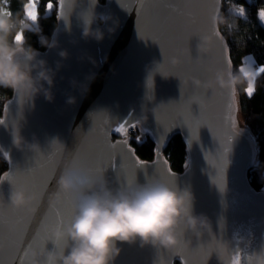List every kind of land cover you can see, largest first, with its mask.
Masks as SVG:
<instances>
[{"label": "water", "instance_id": "95a60500", "mask_svg": "<svg viewBox=\"0 0 264 264\" xmlns=\"http://www.w3.org/2000/svg\"><path fill=\"white\" fill-rule=\"evenodd\" d=\"M220 6L221 0L215 4L204 0H150L141 13L136 0H99L95 10L110 13L119 20V26L109 33L107 25L100 24L105 36L97 41L83 37L79 9L69 14L64 9L66 15L62 16L58 0V25L50 39H57L59 46L35 48L52 68L62 61L54 78V99L49 101L43 94H12L0 117L4 121L0 123V152L9 153L7 171L0 178L2 264H25L24 253L33 248L35 234L43 229L52 231L58 224L48 213L52 206L49 196L56 191V180L65 168L75 163L94 176L103 175L113 190L126 182L143 184L156 176L170 182L166 170L171 165L164 164L167 159L162 150L174 134L185 139L189 156L184 171L171 168L173 183L180 190H192L194 213L210 219L212 232L198 236L187 230L182 248L159 253L152 245L141 247L138 241L117 242L121 251L113 264H201L204 250L219 245L226 246V253L217 256L213 252L207 264H231L234 255L240 256L241 264H264V189H256L247 174L256 160V136L247 126L236 123L231 90L219 86L197 88L191 83L192 78L211 80L218 70L229 67V49L222 34L219 42L214 38L208 51L198 48V35L211 30V13ZM189 12L195 23L189 19ZM160 48L166 73L175 76L157 74L153 93H147V99H152L148 101L146 70L153 61L163 62ZM61 50H67L66 59L59 56ZM177 56L180 63L172 65L169 61ZM69 96L76 102L67 103ZM193 96L201 102L193 103ZM158 104L155 113L150 111ZM143 106L149 111L147 121L141 123L138 117ZM122 121L139 125L156 143L158 164L153 163L156 156L148 161L135 152L148 163L137 169L127 154L120 158V144L115 149L109 146L123 138L108 131ZM17 122L23 125L22 134L28 141L39 142L40 152L15 147L11 130ZM191 133L194 140L190 144ZM25 184L37 191L48 187L46 197L31 209V216L29 209L16 208L8 200L11 187ZM75 199V193H68L63 203L56 205L64 221L73 215ZM29 219L30 230L24 233ZM45 246L55 247L51 240Z\"/></svg>", "mask_w": 264, "mask_h": 264}, {"label": "clouds", "instance_id": "9594fccd", "mask_svg": "<svg viewBox=\"0 0 264 264\" xmlns=\"http://www.w3.org/2000/svg\"><path fill=\"white\" fill-rule=\"evenodd\" d=\"M62 2L67 14L79 9L78 17L82 21V35L85 39L103 40L105 31L100 24L107 25L109 33L119 26V20L110 13L95 10L99 0H87V3L85 0ZM38 4L39 0H21V8L14 12L10 8V0H0V88L26 96L43 94L51 101L54 99V78L62 61H57L56 68L50 67L45 59L40 58L38 50L28 42L27 34L35 33L39 35L41 45L47 48L59 46L57 39L41 34ZM52 8L46 5L45 12H50ZM237 8H243V5H236L233 0H229L227 12L221 5L211 13V30L207 34L198 35L200 51L210 49L216 33L221 34L220 29H225L229 36L239 30L240 19L245 14L238 12ZM109 21L111 24H108ZM93 24L97 26L93 27ZM160 51L163 56L161 48ZM59 56L66 59L67 50H61ZM169 62L177 65L180 57H172ZM146 71L145 100L150 101L152 99H147V93L150 90L153 93L156 75L160 74L164 78L175 75L166 73L164 56L163 62L153 61ZM259 75L257 67L249 63L220 69L208 81L192 78L191 83L197 88L219 86L226 90L245 91L249 84L254 86ZM91 78L94 77H89ZM192 101L197 104L201 102L197 96H193ZM75 102L74 96L67 98V103ZM160 104L150 111L155 113ZM148 111L146 106L142 107V113L138 117L141 123L147 121ZM22 127L19 122L12 126L11 135L15 147L22 151L40 152L39 142L28 141L22 134ZM117 146V142L110 144L113 149ZM0 155L7 159L9 153L3 151ZM56 185L57 190L49 196L50 204L60 205L65 193H75L73 215L52 229L51 241L54 248L43 246L25 250V264H113L121 251L117 242L138 241L141 247L152 245L156 253H159L162 250L177 249L187 230L198 236L212 232L210 219L204 214L194 213L195 195L192 190H180L173 182L161 176L148 178L143 184L137 181L126 182L113 190L108 187L103 175L94 176L74 163L64 169L56 180ZM33 199L34 196H29L23 187H11L8 193V200L16 208L28 206Z\"/></svg>", "mask_w": 264, "mask_h": 264}, {"label": "trees", "instance_id": "16d2710c", "mask_svg": "<svg viewBox=\"0 0 264 264\" xmlns=\"http://www.w3.org/2000/svg\"><path fill=\"white\" fill-rule=\"evenodd\" d=\"M48 0H42L46 2ZM105 1V0H100ZM236 5H243L244 16L240 19L239 30L229 36L225 29H220L221 34L227 41L229 56L232 67L240 66L244 62L247 53H252L256 59V65L264 66V24L258 13L264 8V0H233ZM53 8L49 13H41L39 25L41 34L49 37L58 25V0H52ZM224 11H228L229 0H221ZM10 8L17 11L21 8V0H10ZM28 41L37 40L35 48L46 49L39 41V35L28 33ZM238 102L240 104V115L242 123L247 126L254 136H256V146L258 150L255 155V162L250 165L248 179L258 190L264 189V73L255 80L254 91L248 95L244 90H236ZM10 89L0 88V117L4 114L5 101L12 96ZM140 140H136V136ZM129 142L135 149L137 155L144 160L154 159L156 154V143L139 125L134 129L130 127L128 132ZM163 155L170 163L171 168L182 172L188 164L189 150L186 141L181 134H174L168 144L163 148ZM7 160L0 155V178L7 171ZM180 264V262H177Z\"/></svg>", "mask_w": 264, "mask_h": 264}, {"label": "snow or ice", "instance_id": "6c2138e0", "mask_svg": "<svg viewBox=\"0 0 264 264\" xmlns=\"http://www.w3.org/2000/svg\"><path fill=\"white\" fill-rule=\"evenodd\" d=\"M149 2H150V0H136V3L140 4L141 13H143V11H144V7H143L144 4L149 3ZM166 2H167V0H166ZM199 2H200V0H199ZM204 2L215 4V3H218L219 0H204ZM47 7L48 8L53 7L52 0H49ZM59 9H60V14L62 16L66 15V13L64 12V6H63L62 0H60ZM236 10L240 13H244L243 8H237ZM258 15H259L261 20H264V8L259 10ZM188 17H189V19H191L193 21V23L196 22V18L194 17V15L191 12L188 13ZM33 18H35V16H33ZM189 35H195V33H189ZM140 37L144 38V39L150 38V37H145V36H140ZM215 37L218 38L217 42H219L220 34L218 32L216 33ZM223 52H224V47L221 46V53H223ZM227 63L230 67V65H231L230 59L227 61ZM245 64H249L247 58H245ZM257 69H258V74L264 73V66H259ZM241 70H244V69L241 68ZM247 74L248 73H246V75ZM245 91L247 92L248 95H252V93L254 91V86L252 84H249V86L247 87V89ZM234 98H235V89H232L230 99L234 100ZM229 107H231V104L229 105ZM0 123H4V121L0 120ZM130 127L134 129L136 127V124L129 125L128 121H122V122H118V126H116L114 128H109L108 131H111L115 134H121L122 135L123 138L121 140L117 141V143L121 145L120 158H122L124 154H127L129 159L132 160L133 165L138 169V168L144 167L148 163L140 160L139 157L135 156V149L130 144L129 138H128V132H129ZM170 129H168V130H170ZM105 134L107 135V132ZM136 140L137 141L140 140L139 135L136 136ZM192 140H194V139L192 138V133H191V137L189 139L190 144H191ZM154 156H156V159L153 161V163L158 164L160 162V157L155 154V150H154ZM52 159L54 160L55 157H53ZM164 164L167 165L168 161L164 160ZM157 174L159 175V173H157ZM8 175H11V174H8ZM166 175L169 177L170 182H173L172 169L170 167L167 168ZM13 179H14V177H13ZM53 179H54V177H53ZM23 188L26 190V192L28 193L29 196H34V199L31 200L30 204L25 207V208L30 210L29 211L30 216L34 215V213L31 212V209L37 207L40 204V201L46 197L48 187L45 186L42 190L37 191L33 188V186L31 184H25L23 186ZM64 195L67 196V193H65ZM48 213L57 219L58 224H61L64 222L63 214L61 213L60 209H58L56 206L49 207ZM21 223H23V220L21 221ZM2 224H3V219H2V217H0V229H2ZM30 225H31V220L29 219L27 225H25V228L23 229L24 233H27L30 230ZM51 239H52V231L48 230V229H43L42 231L37 232L35 234V238L32 241V247L33 248H41V247L45 246L46 243L48 241H50ZM182 240H184V237L182 238ZM23 243H25V241L21 240V244H23ZM179 247H181V248L183 247V242ZM226 251H227V249H226V246H224V245H219V246L213 247L212 249L204 250V255H203V258L201 260V264H207V261L213 252H215L217 254V256H222L226 253ZM0 264H2V262H0ZM22 264H23V262H22ZM231 264H241L240 256L239 255L232 256L231 257Z\"/></svg>", "mask_w": 264, "mask_h": 264}, {"label": "rangeland", "instance_id": "374dc122", "mask_svg": "<svg viewBox=\"0 0 264 264\" xmlns=\"http://www.w3.org/2000/svg\"><path fill=\"white\" fill-rule=\"evenodd\" d=\"M48 4V1H46V2H42V0H39V4H38V10H39V12H42V13H49V12H45V6ZM262 21V20H261ZM262 23L264 24V21H262ZM30 44H31V46L33 47V48H35V45H37V40H33V39H31V40H29L28 41ZM245 58H247V60H248V62L250 63V64H252V65H254L255 67H259V66H262V65H256V59L254 58V55L252 54V53H247L246 55H245V57H244V62H243V64H245ZM254 84H255V82H254ZM234 103L236 104V106H235V110H234V115H235V121H236V123L237 122H239L242 126H243V123H242V116L240 115V104H239V102H238V95L236 94V96H235V100H234ZM255 149H256V152H257V150H258V147L256 146V144H255Z\"/></svg>", "mask_w": 264, "mask_h": 264}]
</instances>
